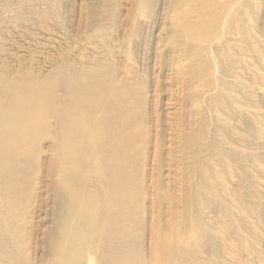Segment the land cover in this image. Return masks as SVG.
Segmentation results:
<instances>
[{"label":"rangeland","instance_id":"rangeland-1","mask_svg":"<svg viewBox=\"0 0 264 264\" xmlns=\"http://www.w3.org/2000/svg\"><path fill=\"white\" fill-rule=\"evenodd\" d=\"M147 1H148L147 2L148 10L150 12L147 10L145 13V16H144L145 18H143V19L141 18L142 19L141 20L142 23L140 25L141 27L138 28L139 30L137 29L136 36L134 37L135 39L133 42H131L132 43L131 44V43H128V41L123 40L125 38H122V37H124L122 32L125 33V30L127 27L126 25H127V20H128V10L130 8L131 0H0V18H1L0 19V52H1L0 53V74H1L0 78H3V76L4 77L6 76L7 78H11V77L13 78V77L19 76L22 78L24 77L26 79H30V77H32L30 80L35 79L37 76L41 77V78H46L50 74H53L54 72H56L59 65L62 64L64 59L71 58V59L76 60L79 57L80 58L77 59L76 61L86 62L87 64L94 62V58L100 57V59L102 58L101 61L104 59L102 61L104 73L108 74V75H112V74L116 75V73H117L116 69L119 66V61L122 60L121 57H122L123 52H124L123 57L125 58V59L123 58L124 60L127 59L128 53H131L134 57L136 56L135 57L136 59H133L132 61L131 60L126 61V63H128V64L131 63L130 66L131 67L133 66L136 70H139V68H141L140 71L142 72V74H141L142 75L141 76V78H142V111L144 113L143 114L144 115V121L147 124V126H150L151 122L152 123H153V121L155 122L156 121L155 119H157L160 122L158 129L162 130L161 132L163 133V138H164L163 139L164 142L162 143V145H164V146L161 147V150L163 149L162 158H161L162 159L161 160V166L162 167L161 166L159 167L162 172L159 171L157 173L159 168L155 172H154V169L153 170L151 169V168H153L152 166L155 163V162H153V158L155 156V154H153V153L156 152V149H155L156 147H155L152 139H150V141H149L148 136L144 140V144H143V148H142V154H141V158H142L141 161L145 160L144 161V167L142 169L143 171L141 170L139 173V175H141L139 177V182L136 185H134V187H133L132 193L135 194V195H133V194L131 195V196H133V200H132V197H130V199L132 201H135V202L137 201V206H136L137 208L134 209V218L132 219V226H131L130 231L128 232L127 240H128L129 246H127L126 252H127V258L129 260H127V258H126L125 263L126 264H148L146 258L148 257V252H149V248L151 246V239H152L150 231L152 229L151 227L153 225V222H154L155 218L157 217V214L160 215L162 213V216L160 215V218H161L160 223L164 226V228H167L168 224L173 223L172 222L173 220H175V221L177 220L176 222L174 221L175 224L178 222V219H179L178 217L180 216L181 213H183L182 208H184V210H187V208H188V211H190V212H188V211H185V212L191 214L190 216H192V218L191 217L190 218L192 219V222L194 221L196 223V224H194V222H193L194 226H197L196 227L197 231H195L194 237L192 239L193 241L191 240L190 247L188 248V250L182 251L178 255L172 254V255L168 256V260L170 261V264H173V263L182 264V263H185V261L186 262L192 261L194 264H200V263L201 264H264V194H263L264 193V186H263L264 185V169H263L264 168V158H261L262 155H260V154H263V157H264V137H263V135H264V131H263L264 130V108H262V107H264V99H263L264 98V94H263L264 91H262V90H264V88H263L264 87L263 86L264 85V63H263L264 62V24H263L264 23V0H253V1L250 0V2L248 3L249 5L245 6L246 9L244 6H242L241 11H243V13H244V20L241 21V23H239L238 28L235 25L237 23H234L233 29L237 28V30H234V31L232 30L235 33L233 38H235L236 39L235 42H237V43H235L233 41V46L237 45V46H234V50L237 49L238 51L236 50V52L235 51L234 52L238 53V55L236 54L238 60L241 61L243 58V59H246V63L247 62H251V63H249V64L247 63L249 65L248 66L245 63V60H242V62H240L241 66L245 65V64L246 65L242 66L243 68L238 66V68H239L238 71L240 70L239 76H240L241 80L239 77L237 78L238 80L229 77L228 82L231 83V82H234V80L235 81L237 80V82L239 84L244 83V84L248 85V83H250L253 86L250 85V87L247 88V85H246V87L244 89L236 87V86H231L229 88H226L227 90L224 89L221 91H218L219 89H213L212 90L213 92H211V94L206 95L207 97H206V100L204 101V107H202L203 110L200 109V111H198L196 107H195V109L192 108L194 106H189L190 109L187 108V106H186L187 102L184 99L186 98V95L189 94V92H187L186 89H184V90L182 89V88H184L182 86L183 85L182 81L184 78L180 75H173L174 74V72H173L174 67L172 66L173 61H171V59L173 60L172 55L174 53L173 50L175 48H174V44L167 42L168 41V38H167L168 35H166V33H165L166 29L168 27V18H166L167 16H165V15H168V17H169L170 14H166V13L168 10H169L168 13L171 12L170 5H171V2H173V0L172 1L171 0H147ZM250 6H251V8H250ZM165 8H167L168 10L167 9L165 10ZM246 10H248V11H246ZM148 12L150 15L147 14ZM248 13H249V15H251L252 18L249 17V19H248V16H247ZM96 18H97V20L95 22V25H92V24H94V20ZM143 20H144V22H143ZM251 20H252V22H251ZM166 21H167V25H165ZM244 21H245V25H244ZM249 22L251 24V27L249 25ZM246 23L249 25V27L246 25ZM103 25L104 26L106 25V29L102 30V28H105ZM89 27H90V29H89ZM240 27H242L243 29H241ZM244 27H245V29H244ZM252 28H254V29L252 30ZM91 29H93L95 31H93ZM100 29H101V31H100ZM88 30L91 32H89ZM238 30H239V32L236 34V32ZM242 30H243V32H242ZM92 31H93V33H92ZM138 31H139V33H138ZM90 33H91V35H90ZM98 34H99V36H97ZM100 34H102V35H100ZM138 34H139V36L137 37ZM160 34L162 35L161 37H160ZM92 35H94V37ZM121 35H122V37H121ZM164 35H166L165 38H164ZM236 35H238V36H236ZM239 36H241L242 40H244V41L240 40L241 37H239ZM252 36H253V38H252ZM97 38H99V39H97ZM161 38H162V40H161ZM136 40H138V41L136 42ZM159 40L164 42L162 44L163 46L161 45L162 42H160ZM163 40H165V41H163ZM255 40L257 41V43ZM121 42H123V43H121ZM134 43H135V45H134ZM122 44H124V45H122ZM165 44H166V46H164ZM238 44H240V46ZM151 45H153V48L151 47ZM256 45L258 48L256 47ZM120 46L122 47L121 48L122 50L120 49ZM128 46H129V48H128ZM238 46H239V48H238ZM244 46H245V49H244ZM252 46H253V48H252ZM117 47H118V49H117ZM254 48H257V49L253 50V53H252V49H254ZM246 49H249V50H246ZM118 50L121 52L123 50L124 51L121 53ZM127 50H129L128 53L126 52ZM80 51H81V53H84V54H82V56H81ZM163 51H165V52H163ZM166 51H167V54H166ZM243 52H244V54H243ZM245 52L248 53V55ZM250 52H251L250 55H253V57H254L253 60H252V56L249 55ZM239 53H240V55L241 54H243V55H241V57H240ZM65 54H67V56H65ZM95 54L96 55L98 54V55L95 56ZM156 54H158V55H156ZM69 55H71V56L69 57ZM93 55L95 56L94 58H92ZM89 56L91 58L87 59V57H89ZM164 58H165V61H164ZM85 59H87L88 61ZM166 59L168 61H171V64H170V62L166 61ZM161 60H163V61H161ZM167 62H168V64H167ZM252 62L254 64H252ZM132 64H135V65H132ZM162 64L163 65L165 64L166 67L163 66ZM169 64H170V66H169ZM18 65H19L20 69L18 68ZM230 65H232V64H230ZM234 66H236V65H234ZM234 66H229V67L235 68ZM250 66H251V68H250ZM170 67H171V69H170ZM12 69H13V71H12ZM160 69H161V71H160ZM251 69L254 70V72ZM19 70H21L20 73H22V72L23 73L20 74ZM168 70H170V71H168ZM171 70H172V72H171ZM44 71H46V72H44ZM169 72H171L172 75H170ZM244 72H245V74H244ZM247 72H248V76H249L248 78L246 77ZM255 72L258 73L257 75L259 77L257 76V78H255L256 77ZM25 73L26 74L28 73V74L26 75ZM254 75H255V77H253ZM181 77H182V79H181ZM259 78H262V80ZM175 79H177V80L175 81ZM173 80H174V82H173ZM255 80H256V82H255ZM61 81H62V79L59 76V77L54 78V80H52L49 83V85L47 83L45 85V87H46L45 89L50 92V93L48 92V94L61 93L62 89L59 86ZM257 86L258 87L261 86L260 89H258ZM252 87H254V88L256 87V89L253 91ZM248 90H251V91H248ZM256 90H257V92H256L257 94L255 93ZM259 90L262 92H260ZM185 91H186V94H185ZM237 91L242 92V95H241V93L238 94ZM172 92H173V94H172ZM175 92H176V94H175ZM216 93L217 94L219 93L218 95H221V96L217 97L218 95ZM244 93H245V95H243ZM230 95L232 97H229L230 99H228L227 97ZM222 96L223 97L225 96L224 98H226V99H224ZM215 97L219 101H217V99ZM213 99H214V101H213ZM222 99L224 101H222ZM155 100L156 101L158 100L157 106L155 104L156 103ZM182 100H184V101H182ZM209 100H211L213 102L211 103V101H209ZM239 101H241V103ZM183 102H185V104H183ZM218 102H220V105ZM208 103L210 104V106ZM213 103H214L215 107H214V105H212ZM246 103H248V104H246ZM262 103H263V105H262ZM206 104H207V106H205ZM226 104H227V106H226ZM240 104L243 106L244 111H250V109H252L251 107H253V109H252L254 112L253 116H256V119L254 117L253 122L244 121L245 125L240 124V121L243 120V119H240L241 114L239 115V113H241V112L239 110L240 108L238 107V105H240ZM244 104H245V106H244ZM259 104H260V107H258ZM154 105H155V107H154ZM217 105L219 107H217ZM183 106H184V108L186 106V108H185L186 110H184ZM228 106H229V108H228ZM255 106L258 108L255 109L254 108ZM236 107H238V108L236 110H234ZM217 108H220L223 111V114H220V113H222V111L220 109L217 110ZM182 109H183V112H182ZM187 109H188V111L190 110L189 111L190 114L188 113V117H186L185 119L192 120L193 118L196 117L195 120L193 119L194 122H192V123L195 124V125L193 124L194 126L197 125L195 127L196 130L203 131L202 132L203 134H200L201 137H199V135L197 136L200 139L199 138L196 139L197 137L195 136L196 140H194V139L192 140V142L197 141V143H198V145L196 144V142H194L195 144L192 143L193 145H195V146H192L193 149L195 150L196 148H198V146H200V144H201V146L203 145V143H200L201 141L204 142L201 138H204V140H205V138L208 136L207 138L209 140V141L208 140L205 141L208 143L204 142V144H205L204 146H202V147L200 146L198 149H196V151L193 150L192 152L195 154H191L192 152L189 154L188 152H190L191 150L186 151V153H185V150L181 147L182 146L181 144H183V143L182 142L180 143L177 141H176L177 142L176 143V142H173V140H172V138H174V137L176 138V135L178 134L177 132L180 133V130H179L180 125L178 123L181 119H184V117H185V116H183L184 111H187ZM206 109H207V111L205 112ZM156 110H157V112H156ZM230 110H231V112H230ZM179 111H181V113ZM191 111L192 112L194 111L193 112L194 114H192ZM200 112L203 113L202 116L205 115L206 117H199V115L201 116V114H202ZM216 112H218V113H216ZM178 113H180L181 115H179ZM224 113H226V114L224 115ZM192 115H194V116H192ZM152 116H153V118H151ZM221 116H222V119H220ZM226 116H228V118ZM178 117L180 119H178ZM225 117H226V119H225ZM199 118H201V119H199ZM202 118H204V120H207V121H204L206 123L203 122ZM262 118H263V120H261ZM161 119H162V121H161ZM196 119L199 120V122H197ZM259 119H260V121H259ZM200 120H202V121H200ZM255 120L259 121V123L261 121L262 122L260 124H257L258 122H256ZM225 121L230 122V124L229 123L226 124ZM196 122H197V124H196ZM201 122H203V123H201ZM167 123L169 125H167ZM223 123H225V124H223ZM235 123H236V126H235ZM242 123H243V121H242ZM175 124L177 126V129L175 128L176 127ZM199 125L201 127L200 129H198ZM229 125H230V127H229ZM206 126H208V127L206 128ZM252 126H254V128ZM191 127L194 128L192 126V124H191ZM195 128L193 129V131L195 130ZM203 128H204V130H201ZM191 129H189L190 132H191ZM208 130H209V132H208ZM236 130H237V133L239 132L238 134L236 133ZM241 130H243V131H241ZM255 130L257 132H255ZM258 130H260V131H258ZM247 131H248V133H246ZM252 131L255 132V134L257 133L258 135L257 134L255 135ZM171 132H172V134H171ZM242 133H243V136H242ZM249 133H251V134H249ZM252 133L254 136H252ZM205 134H207V135L205 136ZM248 134H249V136H248ZM203 135H204V137H202ZM256 136L257 137L259 136L257 140H256V138H257ZM251 137L253 140L251 139ZM47 141L48 140L45 137L40 138V143H39L40 144V146H39L40 151H41V148L44 147V142H47ZM243 141L245 144L243 143ZM254 141L256 142V145H254L255 144ZM224 143H226V144H224ZM241 144H242V146H241ZM243 144H244V146H243ZM196 145H197V147H196ZM208 145H209V147H208ZM250 147H253V150ZM181 148H182V150H179ZM202 148L205 150H202ZM208 148H210L211 150L210 149L208 150ZM213 148H215L216 150ZM242 148H244V151H242ZM255 148H256V150L254 153ZM212 149L217 154L216 156H214L215 154L213 155L214 151ZM172 150H174V151H172ZM183 150H184V152H183ZM197 150H198V152H197ZM250 150H251V152H250ZM180 151L182 154L179 153ZM203 151H205V153ZM211 151H212V153H210ZM240 151H241V153H240ZM172 152H173V154H172ZM199 152H200V154H199ZM246 152L249 154L251 153V156L254 159L251 158L250 155L248 156L246 154ZM177 153H179V154H177ZM187 153H188V155H187ZM170 154H172V155H170ZM175 154L177 156L180 155L181 157H179V156L177 157V156H175ZM198 154H199V156H198ZM207 154H209V155L211 154V155L207 156ZM242 154H243V156H242ZM258 154L261 156V157L259 156L260 158H257ZM182 155H184V157H182ZM185 155L189 158H187ZM191 155H194V156L196 155V158L194 156L191 157ZM204 155H205V157H204ZM240 155H241V157H240ZM44 156L45 155H43L42 157H44ZM150 156H152V157H150ZM246 156H248L249 158L248 157L245 158ZM200 157H201V159L205 160V162L208 161L207 163H208V165L211 166V168L209 166V169H207L208 165L206 163L205 168L203 169V173H201L200 175H197V176L194 175L197 178L192 176V178H194L193 179V182L195 184L194 186H196L197 188L194 187V189H193V191H194L193 192V198H194L193 200L194 201L189 203L190 205L188 204L189 206L187 205L188 206L187 207L186 204L183 202V197H182L184 195L183 191L185 194L187 191L184 189L185 184L182 183L183 176H182V171H180V167L184 166L185 164L188 165V162H190V159L192 161L193 159H198ZM171 158L174 161L177 159V161L173 162V160ZM179 158H180V162H179ZM185 159L186 160L189 159V160L186 162ZM181 160L184 162L181 163L182 162ZM150 161H152L153 163L151 164ZM253 161H255V162H253ZM41 163H42V160H40V159L37 162H35V161L31 162V165L28 166V169H29L28 172L30 173V175L22 178L24 181H22L20 183V185H18V187H16L17 185H14V187L11 186L9 189L10 192L8 191V189H4L3 192L0 191L1 192L0 193V203L3 204L2 205L3 207L0 206V209H1L0 212L1 211L5 212V213H0V225H1L0 226V235L2 234V236L0 238H7L9 236L10 240L12 241V249L14 250V251L12 250V253L11 252H4V256H3L4 258H1V259H3V261L0 259L1 264H52V263H49L51 261L50 260L51 254L47 252V250L44 246H45V243H47V234H46L47 230L54 228V223H53L54 212H53L52 205L49 201V197L46 194L45 182L43 180ZM254 163H255V165H254ZM189 164H191V163H189ZM219 164H220V166H218ZM221 164H223V165H221ZM226 164H228V165H226ZM177 165H178V167H177ZM218 167L219 168L221 167L220 169L225 170L224 173L222 172L223 170L218 169ZM232 167L234 170L232 169ZM227 168L229 170L231 169L230 171H232V173H230ZM160 172H161V175H160ZM151 174L153 176H155V178H156V182L154 184L155 187L154 186L152 187L151 179L153 176ZM226 174H228V175H226ZM224 175H225V178H227V179L222 178V177H224ZM148 176H150V177H148ZM200 176H202V177H200ZM215 176H217V177H215ZM220 176H222V177H220ZM218 177H220L222 179H219ZM219 180H221V181H219ZM202 181L205 185H207V187L202 183ZM24 182H26V183H24ZM220 182H221V184H220ZM196 183H198V184H196ZM24 184H25V186H24ZM215 184H217V185H215ZM223 184L225 186V189L223 187ZM22 185L24 187L20 188L21 189L20 190L19 186L22 187ZM203 185H204V188H203ZM137 186H138V189H137ZM6 188H8V187H6ZM152 188L153 189L155 188V191H153ZM223 189L225 190V192L223 191ZM181 190H183V191H181ZM196 190L198 192H196ZM209 190L211 193L209 192ZM221 190H222V192H221ZM19 191H21L22 193H20ZM199 192H201L202 195L199 194ZM204 192H208V193L206 194ZM12 193H14V194H12ZM141 193H143V194H141ZM252 193H254V194H252ZM44 194H46V195H44ZM195 194H197L198 196ZM227 194H228V196H227ZM14 196H15V198H14ZM8 197L10 198L9 201H11V203H9V204L6 203L8 201V200H6V198H8ZM21 197H23V198H21ZM152 197L154 198V200L157 201V203L153 202L154 200ZM162 197H163V201H161ZM135 198H136V200H135ZM139 198H140V200H139ZM144 198H145V200H144ZM159 198H160V200H159ZM177 198H178V200H177ZM234 198L237 200H234ZM142 200H143V202H142ZM225 200H227V201L225 202ZM230 200L231 201L233 200L234 202L236 201V203H234L233 201L231 202ZM42 201H44L46 203L48 201L49 203L48 204H46L44 202L42 203ZM173 201H176V202L173 203ZM238 201H239V203H238ZM18 203H19V205H18ZM229 203H231V204H229ZM179 204H181V205H179ZM237 204H240L239 205L240 210L239 209L236 210V208H238V207H236V206H238ZM241 204H242V206H241ZM6 205H8V206H6ZM175 205H178V206H175ZM225 206H226V208L223 209V207H225ZM6 207H8V208H6ZM173 208H174V211H176L178 214L174 213L172 211ZM241 208H242V210H241ZM189 214H188V216H189ZM176 215H178V216H176ZM172 216H173V218L176 216V219H173ZM237 216H238V218H237ZM249 216H250V218H249ZM247 217H248V219H247ZM8 220H10V221H8ZM237 221H239V223ZM3 222H5V223H3ZM253 222H255V223H253ZM198 224H200V225H198ZM253 224H255V225H253ZM254 226H255V228H254ZM176 227L177 226H175V229L178 228V227L177 228ZM257 229H258V231H257ZM243 231H245V232H243ZM11 233L13 235H11ZM196 235H198V238H196L197 237ZM92 237H93L92 238L93 240L91 239L90 242H93V241L97 242L99 239L104 237V235L100 236V234L97 233V234H94V236H92ZM24 240H25V242H24ZM15 243H16V245L14 246ZM194 244H196V245H194ZM82 249L84 250V252H82L80 254V256L78 255L77 256L78 258L76 260H73L71 262V264H99V263H101V261H104L103 264H106L105 260H111V259L114 260L116 262V264H118V261H119L118 259H120V260L124 259L123 256H121L119 254V252H118L119 247L116 244L113 247L108 246L107 249H105L103 251L98 250V251L92 252L87 247V244H84L82 246ZM115 250H117V251H115ZM108 251L109 252L111 251V252L107 253ZM13 252L16 254H14ZM184 253H185V255H184ZM10 255H11V257H10ZM106 256H107V259L105 258ZM176 256H177V258H176ZM190 257H193L194 259L190 258ZM180 258L182 259V261ZM196 260H198V261H196ZM169 261L167 262L168 264H169ZM179 262H181V263H179Z\"/></svg>","mask_w":264,"mask_h":264},{"label":"bare ground","instance_id":"bare-ground-1","mask_svg":"<svg viewBox=\"0 0 264 264\" xmlns=\"http://www.w3.org/2000/svg\"><path fill=\"white\" fill-rule=\"evenodd\" d=\"M147 2H148L147 0H131L130 8L128 10V20H127V25H126L127 27H126L125 33L122 32L124 37H122V35H121L122 38H125L123 40L128 41V43H131L134 41V39H135L134 37L136 36L137 29L139 27H141L140 26L142 23L141 20L143 18H145L144 17L145 13L148 10ZM249 2H250V0H177V1L173 0V2H171V5H170L171 12L168 13L169 10L167 8H165V10L166 9L168 10L166 14H170L169 17H168V15H165V16H167L166 18H168V27H167L166 32H165L166 35H168V37H167L168 41L167 40L166 41L174 44V48H175L173 50L174 53L172 55L173 60L171 59V61H173L172 66L174 67V71H173L174 74L173 75H180L184 78L182 81L183 82L182 86L184 88H182V89L183 90L186 89V91L189 92V94L186 95V98L184 99L187 102L186 103L187 108L190 109L189 106H194L192 108L195 109V107H196L198 111H200V109L203 110L202 107H204V101L206 100V97H207L206 95L211 94V92H213L212 91L213 89H219L218 91H221L224 89L227 90L226 88H229L231 86H236V87H239L242 89H244L246 87L247 84H244V83L239 84L237 82V80H238L237 78L238 77L240 78V76H239L240 70L238 71V69H239L238 66L243 68L242 66H245L247 63L249 64L251 62L246 63V59L242 58V60H245L246 64L241 66L240 62H242V60L241 61L238 60V58L236 56V54L238 55V53H235L237 49L234 50V46H237V45L233 46V41L234 42L236 41V39L233 38L234 34H235L233 31L237 30V28L239 27V23H241V21L244 20V13H243V11H241L242 10L241 7L242 6H244V7L248 6ZM251 6H250V8H251ZM245 9H246V7H245ZM248 10H246V11H248ZM149 12L147 14H149ZM247 16H248V19H249V17H251V15H249V13ZM96 20H97V18L94 20V24H92V25H95ZM143 22H144V20H143ZM251 22H252V20H251ZM234 23L238 24V25L235 24L237 26L236 29L235 28L233 29ZM165 25H167V21H166ZM244 25H245V21H244ZM246 25L248 27L250 25V27H251L250 22H249V25L247 23H246ZM104 27L105 28H102V30L106 29V25ZM240 28L243 29L242 27H240ZM89 29H90V27H89ZM244 29H245V27H244ZM253 29L254 28H252V30ZM91 30H93V29H91ZM93 31H95V30H93ZM93 31H92V33H93ZM100 31H101V29H100ZM89 32H91V31H89ZM238 32H239V30L236 32V34ZM242 32H243V30H242ZM138 33H139V31H138ZM90 35H91V33H90ZM100 35H102V34H100ZM166 35H164V38ZM92 36L94 37V35H92ZM97 36H99V34ZM138 36H139V34L137 35V37ZM161 36L162 35L160 34V37ZM236 36H238V35H236ZM253 36H252V38H253ZM239 37H241V36H239ZM99 38H97V39H99ZM161 40H162V38H161ZM240 40H242V37ZM137 41L138 40H136V42ZM163 41H165V40H163ZM242 41H244V40H242ZM123 42H121V43H123ZM160 42H162V41H160ZM135 43H134V45H135ZM163 43L164 42H162L161 45ZM235 43H237V42H235ZM256 43H257V41H256ZM122 45H124V44H122ZM238 45L240 46V44H238ZM164 46H166V44ZM239 46H238V48H239ZM151 47L153 48V45H151ZM256 47H257V45H256ZM121 48L122 47L120 46V49ZM128 48H129V46H128ZM252 48H253V46H252ZM257 48L252 49V53H253V50H255ZM117 49H118V47H117ZM244 49H245V46H244ZM129 50H127L126 52L128 53ZM246 50H249V49H246ZM119 52H121V51H119ZM163 52H165V51H163ZM80 53H81V51H80ZM123 53H122V57H121L122 60L119 59L120 61H119V66L116 69L117 70L116 75L115 74L114 75L113 74L108 75V74L104 73L103 62H102L104 59L101 61L102 58L100 59V57L94 58L95 56H97L99 54L98 53L97 55L95 54V56L93 55L92 58H94V62H92L90 60L92 63H89V64H87L86 62L76 61L80 57L77 58L76 60L65 57L66 59H64L62 64L59 65L56 72H54L53 74H50L46 78H41L38 76L33 80H30L32 77H30V79H26L24 77L22 78L19 76L13 77V78L12 77L7 78L6 76L5 77L3 76V78H0V191L3 192L4 189H8V191H9L10 187L11 186L14 187V185H17L16 187H18V185H20V183L22 181H24L22 178L30 175V173L28 172V170H29L28 166L31 165V162L32 161L37 162V161H39V159L42 160L41 168H42V173H43V180L45 182L46 194L49 197V201L52 205L53 212H54V218H53L54 228L47 230V233H46L47 234V243H45V246H44L46 248L47 252L51 254L50 255L51 261L49 263H52V264H71V262L73 260H76L78 258L77 257L78 255L80 256V254L82 252H84V250L82 249V246L84 244H87V247L92 252L98 251V250L103 251V250L107 249L108 246L113 247L116 244L119 247V250H118L119 254L121 256H123V258H124L122 260L118 259L119 260L118 264H126L125 263V260L127 258L126 248H127V246H129L127 237H128V232L130 231L131 226H132V219L134 218V209L137 208L136 207L137 201L136 202L132 201L133 196H131V195L133 194L132 190H133L134 185H136L139 182V177L141 176V175H139V173L144 167V161L145 160L141 161V159H142L141 154H142V148H143L144 140L147 136L149 138V141H150V139H152V141L156 147L155 148L156 152L153 153V154H155V156L153 158V162H155V163L153 164V166H152L153 168H151V169L152 170L154 169V172H155L161 166V160H162L161 158H162V152H163V149L161 150V147L164 146V145H162V143L164 142L163 141L164 138H163V133L161 132L162 130L158 129L160 122L157 119H155L156 121L155 122L153 121V123L151 122L150 126H147V124L145 123L144 115H143L144 113L142 111V78H141L142 72L140 71L141 68H139V70H136L133 66L132 67L130 66L131 63L130 64L126 63V61H130V60L132 61L133 59H136L135 58L136 56L134 57L131 53H128L127 59L124 60L125 58L123 57L124 56ZM82 54H84V53H81V56H82ZM166 54H167V51H166ZM243 54H244V52H243ZM243 54H241V55H243ZM246 54L248 55V53H246ZM250 54H251V52L249 53V55ZM156 55H158V54H156ZM239 55H240V53H239ZM241 55H240V57H241ZM65 56H67V54H65ZM70 56L71 55H69V57ZM250 56H252V60H253L254 59L253 55H250ZM88 58H91V57L89 56V57H87V59ZM87 59H85V60H87ZM161 61H163V60H161ZM164 61H165V58H164ZM166 61H168V60L166 59ZM171 61H168V62H170V64H171ZM168 62H167V64H168ZM170 64H169V66H170ZM230 64H232V65H230ZM252 64H254V63L252 62ZM132 65H135V64H132ZM234 65H236V66H234ZM163 66H165V64ZM229 66H234L235 68L229 67ZM251 66H250V68H251ZM18 68H19V65H18ZM170 69H171V67H170ZM12 71H13V69H12ZM20 71L21 70H19V73H20ZM160 71H161V69H160ZM168 71H170V70H168ZM252 71L254 72V70H252ZM44 72H46V71H44ZM171 72H172V70H171ZM171 72H169L170 75H172ZM22 73H20V74H22ZM244 74H245V72H244ZM255 74H256V77H255V75L253 77L257 78L258 73L255 72ZM59 76L62 79V81L59 85L60 88L62 89V92L57 93V94H48L49 91L45 89L46 88L45 85L47 83L49 85V83L52 80H54V78L59 77ZM182 77H181V79H182ZM229 77L237 79V80L236 81L234 80V82L229 83L228 82ZM246 77L247 78L249 77L248 72H247ZM259 79L262 80V78H259ZM176 80L177 79H175V81ZM240 80H241V78H240ZM256 80H255V82H256ZM173 82H174V80H173ZM250 85L253 86L252 84L248 83L247 88H249ZM260 87H258V89H260ZM252 89L254 91L256 89V87L255 88L252 87ZM257 90L255 91V93L257 92ZM186 91H185V94H186ZM240 91L239 92L237 91V92H238V94L241 93V95H242V92H240ZM248 91H251V90H248ZM262 91H264V90H262ZM262 91H260V92H262ZM172 94H173V92H172ZM175 94H176V92H175ZM243 95H245V93ZM220 96L221 95H218L217 97H220ZM229 97H232V96L230 95L227 98L230 99ZM224 99H226V98H224ZM184 100H182V101H184ZM209 101H211V100H209ZM213 101H214V99H213ZM213 101H211V103ZM217 101H219V100L217 99ZM222 101H224V100L222 99ZM157 102H158V100L155 103L156 106L158 105ZM239 102L241 103V101H239ZM218 103L220 105V102H218ZM183 104H185V102H183ZM246 104H248V103H246ZM212 105H214V103ZM262 105H263V103H262ZM186 106H185V108H186ZM205 106H207V104ZM209 106H210V104H209ZM226 106H227V104H226ZM229 106H228V108H229ZM244 106H245V104H244ZM154 107H155V105H154ZM214 107H215V105H214ZM217 107H219V106L217 105ZM238 107L240 108L239 110L241 112V113H239V115L241 114L240 119H243L242 120L243 123H242V121L239 120L240 124H244V121L253 122L254 117L256 119V116H253L254 115V112L252 110L253 107H251L252 109H250V111H244L243 110L244 108L241 104L238 105ZM238 107H236L234 110H236ZM258 107H260V104L258 105ZM258 107L255 106L254 108L256 109ZM183 108H184V106H183ZM185 108H184V110H186ZM262 108H264V107H262ZM218 109H220V108H217V110ZM189 111H188V109H187V111H184L183 116H185V117H184V119H181L178 123L180 125L179 126L180 127V129H179L180 133L177 132L178 134L176 135V138L174 137V138H172V140H173V142H176V141L180 142V143L182 142L183 144H181L182 145L181 147L185 150V153H186V151L191 150L190 152H188L190 154L194 150L192 146H195L192 143L196 142V144L198 145L197 141L192 142V140L193 139L196 140L199 137H201L200 134H203L202 133L203 131L196 130L195 127L197 125L194 126L195 124L192 123V122H194L193 119L195 120L196 117L195 118L192 117L193 118L192 120L185 119L186 117H188ZM206 111H207V109L205 110V112ZM156 112H157V110H156ZM179 112L181 113V111H179ZM182 112H183V109H182ZM193 112H192V114H194ZM202 112H200V113H202ZM230 112H231V110H230ZM180 113H178V114L181 115ZM216 113H218V112H216ZM220 114H223V111ZM225 114L226 113H224V115ZM202 115H203V113L201 114V116L199 115V117H206L205 115L204 116H202ZM192 116H194V115H192ZM226 117L228 118V116H226ZM226 117H225V119H226ZM151 118H153V116ZM178 119H180V118L178 117ZM199 119H201V118H199ZM202 119H203V122L207 121V120H204V118H202ZM220 119H222V116ZM261 120H263V118ZM161 121H162V119H161ZM200 121H202V120H200ZM259 121H260V119H259ZM259 121H256V122H258L257 124H260L262 122L261 121L259 123ZM197 122H199V120H197ZM197 122H196V124H197ZM203 122H201V123H203ZM204 123H206V122H204ZM225 123L230 124V122H226V121H225ZM225 123H223V124H225ZM176 124H175V126H176ZM191 124L195 128L194 131H193L194 128L191 127ZM167 125H169V124L167 123ZM235 126H236V123H235ZM207 127L208 126H206V128ZM229 127H230V125H229ZM252 127L254 128V126H252ZM175 128L177 129V126ZM200 128L201 127L199 125L198 129H200ZM189 129H191V132L189 131ZM201 130H204V128ZM256 130H255V132H257ZM241 131H243V130H241ZM258 131H260V130H258ZM208 132H209V130H208ZM255 132H253V133L255 134ZM236 133H237V130H236ZM246 133H248V131ZM253 133H252V136H254ZM171 134H172V132H171ZM249 134H251V133H249ZM249 134H248V136H249ZM198 135H199V137H197ZM206 135L207 134H205V136ZM242 136H243V133H242ZM41 137H43V138L45 137L48 141L44 142V147L42 146L43 148H41V151H40L39 150V148H40L39 143H40ZM202 137H204V135ZM258 137L256 138V140L258 139ZM263 137H264V135H263ZM206 138H205V140H204V138H201V139L205 142L206 140H208V138L207 139ZM251 139H252V137H251ZM204 142H202V141L200 142V143H203L202 146L205 145ZM205 143H208V142H205ZM243 143H244V141H243ZM224 144H226V143H224ZM244 144H243V146H244ZM197 145H196V147H197ZM254 145H256V142ZM200 146H201V144H200ZM200 146H198V148ZM241 146H242V144H241ZM208 147H209V145H208ZM253 147H250V148L253 150ZM182 148L179 150H182ZM198 148H196V149H198ZM203 148H202V150H205ZM196 149L194 151H196ZM209 149L210 148H208V150ZM213 149H215V148H213ZM184 150H183V152H184ZM255 150H256V148L254 149V153H255ZM172 151H174V150H172ZM242 151H244V148H242ZM197 152H198V150H197ZM203 152L205 153V151H203ZM247 152H246V154L248 156L249 155L251 156V153L249 154ZM250 152H251V150H250ZM179 153H181V151ZM179 153H177V154H179ZM188 153H187V155H188ZM210 153H212V151ZM240 153H241V151H240ZM172 154H173V152H172ZM172 154H170V155H172ZM191 154H195V153L192 152ZM199 154H200V152H199ZM199 154H198V156H199ZM41 155L42 156L45 155V156L42 157ZM208 155L209 154H207V156ZM213 155L214 156L217 155L215 153V151H214ZM260 155H262V157ZM260 155L258 154L257 158H260V157L264 158L263 154H260ZM175 156H177V155L175 154ZM178 156L181 157L180 155H178ZM192 156H194V155H191V157ZM242 156H243V154H242ZM248 156H246L245 158H247ZM150 157H152V156H150ZM182 157H184V155H182ZM194 157L196 158V155ZM204 157H205V155H204ZM240 157H241V155H240ZM187 158H189V157H187ZM251 158H253V157L251 156ZM186 159H185V161L187 162L189 159L188 160H186ZM193 160H192L193 161L192 162L190 159V162H188V165L185 164L184 166H181V167L179 166L180 171H182V176H183L182 183L185 184L184 189L187 191L185 194L184 191L181 190V191H183V194H184L182 197H183V202L186 204V206L189 203H191L192 201H194L193 200L194 199L193 198V192H194L193 189H194V187L197 188L196 186H194L195 185L193 182L194 178H192V176H194V175L197 176V175H200L201 173H203V169L205 168V165L208 162V161L205 162V160L201 159V157L198 159H193ZM175 161H177V159ZM175 161L173 160V162H175ZM150 162H151V164L153 163L152 161H150ZM179 162H180V158H179ZM183 162L184 161H182L181 163H183ZM253 162H255V161H253ZM189 163H191V164H189ZM207 165H208V163H207ZM221 165H223V164H221ZM226 165H228V164H226ZM254 165H255V163H254ZM209 166L210 165H208L207 166L208 168L207 167L206 168L209 169ZM218 166H220V164ZM177 167H178V165H177ZM210 168H211V166H210ZM220 168L218 167V169H220ZM232 169H233V167H232ZM220 170H223V169H220ZM230 170H229V172L232 173V171H230ZM159 171H161L160 168L157 171V173ZM224 171L225 170H223L222 172L224 173ZM161 172H160V175H161ZM226 175H228V174H226ZM196 176H194V177L197 178ZM222 176H220V177H222ZM148 177H150V176H148ZM200 177H202V176H200ZM215 177H217V176H215ZM220 177H218V178L224 179L225 175L222 178H220ZM225 179H227V178H225ZM219 181H221V180H219ZM26 182H24V183H26ZM151 182H152V187L153 186L155 187V185H154L156 182L155 176L152 177ZM198 183H196V184H198ZM202 183H203V181H202ZM220 184H221V182H220ZM204 185H203V188H204ZM215 185H217V184H215ZM24 186H25V184H24ZM24 186L23 185H22V187L19 186V189L23 188ZM205 186L207 187V185H205ZM6 187H8V188H6ZM223 187L225 189L224 184H223ZM137 189H138V186H137ZM224 189H223V191L225 192ZM152 190L155 191V188L154 189L152 188ZM19 192L22 193L21 191H19ZM196 192H198V191L196 190ZM209 192H210V190H209ZM221 192H222V190H221ZM204 193L207 194L208 192H204ZM12 194H14V193H12ZM46 194H44V195H46ZM141 194H143V193H141ZM199 194L202 195L201 192H199ZM252 194H254V193H252ZM133 195H135V194H133ZM195 195H197V194H195ZM227 196H228V194H227ZM9 197L6 198V200H8L6 203H8V204L11 203V201H9V199H10ZM130 197H132V200L130 199ZM14 198H15V196H14ZM21 198H23V197H21ZM135 200H136V198H135ZM139 200H140V198H139ZM144 200H145V198H144ZM153 200H154V198H153ZM159 200H160V198H159ZM177 200H178V198H177ZM234 200H237V199L234 198ZM161 201H163V197H162ZM226 201L227 200H225V202ZM43 202L44 201H42V203ZM142 202H143V200H142ZM153 202L157 203L156 200H154ZM174 202H176V201H173V203ZM44 203H46V202H44ZM48 203L49 202L47 201L46 204H48ZM234 203H236V201ZM238 203H239V201H238ZM229 204H231V203H229ZM2 205L3 204L0 203V206H2ZM18 205H19V203H18ZM179 205H181V204H179ZM237 205L238 206H236V207H238V208H236V210L239 209L240 204H237ZM6 206H8V205H6ZM175 206H178V205H175ZM241 206H242V204H241ZM6 208H8V207H6ZM174 208L172 211L174 213H177L176 211H174ZM224 208H226V206L223 207V209ZM182 209H183V213H181V214L179 213L180 214V216L178 217L179 219L177 218L178 222L175 224V222L177 220L176 221L173 220V219H176V216H178V215H176L174 218H173V216H174L173 215L172 216V218H173L172 222L173 223L168 224L167 228H164V226L160 223L161 222L160 215L162 216V213L160 215L157 214V217L155 218L153 225L151 227L152 229L150 231L152 239H151V246H150L149 252H148V257L146 258L148 264H168L167 262L169 261L168 260L169 255H172V254L178 255L182 251L188 250V248L190 247V242L194 237L195 231H197L196 230L197 226H194V224H196V223L193 221L194 222V224H193L192 219H191L192 216H190L191 214L185 212V211H188V208H187V210H184V208H182ZM241 210H242V208H241ZM188 212H190V211H188ZM0 213H5V212L1 211ZM188 214H189V216H188ZM237 218H238V216H237ZM249 218H250V216H249ZM247 219H248V217H247ZM8 221H10V220H8ZM237 222L239 223V221H237ZM3 223H5V222H3ZM253 223H255V222H253ZM198 225H200V224H198ZM253 225H255V224H253ZM175 226H177L178 228L176 227L177 229H175ZM254 228H255V226H254ZM257 231H258V229H257ZM243 232H245V231H243ZM97 233H99L100 236L104 235V237L99 239L97 242H95V241L90 242L91 239L93 238L92 236H94V234H97ZM11 235H13V234L11 233ZM1 236H2V234L0 235V237ZM196 236L195 237L198 238V235H196ZM24 242H25V240H24ZM15 245H16V243L14 244V246ZM194 245H196V244H194ZM12 250H13L12 249V241L10 240V237L8 236L7 238H0V259L4 258L3 257L4 252H11L12 253ZM115 251H117V250H115ZM110 252L108 251L107 253H110ZM14 254H16V253H14ZM184 255H185V253H184ZM10 257H11V255H10ZM105 258L107 259V256ZM176 258H177V256H176ZM190 258H193V257H190ZM1 260L3 261V259H1ZM127 260H129V259L127 258ZM181 261H182V259H181ZM196 261H198V260H196ZM103 262L104 261H101V263H99V264H103ZM105 262H106V264H116V262L112 259L111 260H105ZM179 263H181V262H179ZM169 264H170V261H169ZM173 264H176V263H173ZM182 264H194V263L192 261H187V262L185 261V263H182Z\"/></svg>","mask_w":264,"mask_h":264}]
</instances>
